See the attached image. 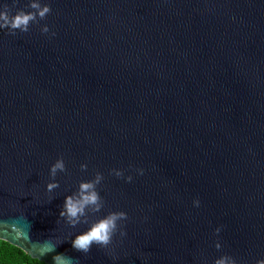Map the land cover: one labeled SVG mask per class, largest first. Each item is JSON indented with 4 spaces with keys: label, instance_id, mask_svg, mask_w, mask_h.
<instances>
[{
    "label": "water",
    "instance_id": "95a60500",
    "mask_svg": "<svg viewBox=\"0 0 264 264\" xmlns=\"http://www.w3.org/2000/svg\"><path fill=\"white\" fill-rule=\"evenodd\" d=\"M33 3L51 11L27 32L0 29V239L35 258L10 230L21 213L37 241L124 210L127 234L107 248L64 239L56 251L76 264L264 259V0H0V10L38 12ZM98 173L103 207L72 227L65 197Z\"/></svg>",
    "mask_w": 264,
    "mask_h": 264
},
{
    "label": "clouds",
    "instance_id": "9594fccd",
    "mask_svg": "<svg viewBox=\"0 0 264 264\" xmlns=\"http://www.w3.org/2000/svg\"><path fill=\"white\" fill-rule=\"evenodd\" d=\"M31 8L37 9L38 12L20 10L13 14L9 12L8 6L5 5L4 8L0 10V29L10 28L13 30L19 29L21 32H27L29 31L30 23L36 20L37 15L40 18H44L51 11V4H45L42 6L39 3H33ZM43 32H49L48 25H45ZM82 167H87V164H83ZM65 168V161L63 156H61L52 165V175H55L58 170H65ZM137 171L142 175L145 170L143 168H139ZM112 172L117 177H123L124 175L123 169L114 168L112 169ZM102 179L103 173H98L93 180L82 181L77 193L65 197L63 208L60 211V217L64 218L65 221L72 227L81 223L87 224L88 209L99 211L103 207L102 197L97 189V185ZM132 179V175L127 176V180L129 182H131ZM58 186V182L53 181L47 185V189L51 192ZM193 203L198 207L201 201L197 198ZM13 208H15L14 205ZM127 218L128 213L124 210L112 211L91 222L86 230L77 233L74 238L71 236L61 238L56 236L54 234L55 230H53L52 235L47 238L33 241L30 235V224L27 221V216L21 213V216L14 218V222L11 224L10 230L14 233L15 239L25 241L30 248L35 249V252L38 253L35 256L33 264H42V262H45L44 257L49 254H53L52 264H76L73 258L66 255L65 252L56 251L59 245L64 242V239H70L72 248L84 253L91 251L93 244L107 248L112 243L113 237L118 229L121 236H125L127 234L123 226L120 225V222L126 221ZM21 220L24 221L23 224L20 223ZM6 224V221L0 219V228L4 229ZM215 231L217 234L220 233L221 227H217ZM215 247L220 249L222 247V243L217 240ZM214 264H238V261L234 256L224 254L217 257ZM255 264H264V259L257 260Z\"/></svg>",
    "mask_w": 264,
    "mask_h": 264
},
{
    "label": "trees",
    "instance_id": "16d2710c",
    "mask_svg": "<svg viewBox=\"0 0 264 264\" xmlns=\"http://www.w3.org/2000/svg\"><path fill=\"white\" fill-rule=\"evenodd\" d=\"M34 259L18 246L0 239V264H33Z\"/></svg>",
    "mask_w": 264,
    "mask_h": 264
}]
</instances>
